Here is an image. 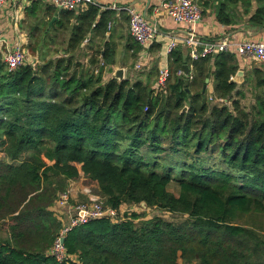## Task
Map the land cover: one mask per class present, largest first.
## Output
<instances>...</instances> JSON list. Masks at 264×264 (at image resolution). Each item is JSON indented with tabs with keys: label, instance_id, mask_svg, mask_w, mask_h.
I'll return each mask as SVG.
<instances>
[{
	"label": "trees",
	"instance_id": "16d2710c",
	"mask_svg": "<svg viewBox=\"0 0 264 264\" xmlns=\"http://www.w3.org/2000/svg\"><path fill=\"white\" fill-rule=\"evenodd\" d=\"M196 1H217L222 24L233 21L235 5L244 13L252 5ZM255 2L248 21L263 26L264 0ZM113 15L96 4L79 13L62 9L54 26L68 29L67 56L13 71L0 59V224H6L0 264H264V235L237 222L264 209V69L252 65L238 84L232 80L236 54L190 61L174 48L165 93L155 94L141 80L102 83L115 55L114 42L106 40ZM86 37L102 41V65L92 57L88 68L78 69L72 51ZM183 64L191 66V80L177 74ZM210 77L212 98L230 106L208 104L202 90ZM244 87L255 97L249 111L240 105ZM166 152L183 159L162 163ZM81 177L96 184L105 206L143 201L186 218L137 221L140 214L132 212L115 222L91 220L65 237L77 260L58 262L48 253L61 226L52 207ZM171 183L178 194L168 190Z\"/></svg>",
	"mask_w": 264,
	"mask_h": 264
},
{
	"label": "crops",
	"instance_id": "0c3cea01",
	"mask_svg": "<svg viewBox=\"0 0 264 264\" xmlns=\"http://www.w3.org/2000/svg\"><path fill=\"white\" fill-rule=\"evenodd\" d=\"M93 1L96 5L101 7V10L109 8L114 11V15L108 24V28H112L114 34L111 31L108 35L106 34V40L110 39L115 44V55L113 57L114 65L110 64L114 66L112 71L114 72L118 68H123V79L128 78L130 81L141 80L143 83L153 87L157 76L156 69L158 71V67L164 62H167V64L169 63V52L166 50L168 41L173 36L181 35L187 26L184 23L174 21L161 10L158 12L155 11V6L158 3L157 0ZM198 3L200 4L201 2L198 1ZM88 5L90 4L77 7L71 11L79 13L86 9ZM216 5L217 1H211L207 6L201 5L202 16L196 25V30L201 37L217 40L224 36H228L233 41L253 39L264 42V25L256 26L248 21V18L256 8L255 0H252V5L248 13H244L240 3L235 5L233 8V21L230 24H222L216 19ZM127 8H134L140 11L147 20L156 24L158 33L153 40L147 42L145 45H141L133 40L129 33V16L126 10ZM60 10L62 9L57 8L50 0H17L6 3L0 11V54L6 52L15 44L21 46L26 52H42L49 50L54 43L60 44L59 46H62L61 49L64 50L67 45L68 29L64 30L65 32L62 33L63 42H55L56 40L54 39L56 33L59 34L58 30H61L57 25L54 26L55 22L58 20V13ZM125 18L127 21L123 23L122 21ZM75 22L76 16H73L68 26ZM84 41H89L88 37H86ZM95 41H97L98 44L100 43L98 37H92L88 44L91 46ZM176 48L181 50L184 57L187 56L188 49L183 43H178ZM118 49L120 56L118 55ZM2 56L1 62L3 63ZM126 57L134 58V68H142L140 74L136 76L134 80L128 73L126 62L124 64H117L120 59L123 63ZM28 58L32 59L36 65L41 64V59L36 54H31L30 56L28 53ZM236 58L239 70L243 71L244 77L245 71L251 68L252 62L248 60V58L237 54ZM100 64L102 65V60ZM136 64H138L139 67H136ZM188 67L189 72L192 73L191 66ZM259 67L264 69L263 66ZM152 68H154V70H152ZM96 70L97 68L94 70L95 73L97 72ZM243 77H233L232 79L240 84L243 81ZM205 91L207 96L213 95L212 77L208 78Z\"/></svg>",
	"mask_w": 264,
	"mask_h": 264
},
{
	"label": "built area",
	"instance_id": "2783aa9c",
	"mask_svg": "<svg viewBox=\"0 0 264 264\" xmlns=\"http://www.w3.org/2000/svg\"><path fill=\"white\" fill-rule=\"evenodd\" d=\"M17 0H0V11L6 3ZM57 8L64 10H74L77 7L95 4L93 0H50ZM155 11H163L176 22L184 23L187 28L179 36H173L167 43V52L172 51L177 47L178 43H183L187 49L190 61H195L198 58L206 55L216 54L221 51H229L234 54L248 58L250 61L264 63V42L253 39H242L233 41L228 36H224L217 40H210L201 37L196 25L202 16V7L196 0H157ZM129 16L128 27L130 36L133 40L141 45L153 40L158 33L156 24L150 22L145 16L134 8H127ZM5 68L8 71H13L24 65L36 66L32 59L28 58L27 52L21 46L15 44L4 52L2 56ZM139 67L138 64L135 65ZM178 75H184L188 80L193 78V74L188 72L185 74L182 69L177 71ZM170 76V70L167 62H164L158 67L155 84L152 87L154 93H165L167 81ZM210 99L212 96H209ZM218 101H223L222 98H217ZM70 199L69 189L59 193L52 211L56 218L60 221V230L49 248L48 253L58 262H66L68 260H77L75 254H70L61 242V238L65 237L73 228L81 226L91 220L98 218H108L111 221H119L124 216H117L118 208L102 206L98 199L90 202H80L72 206L68 222H63L61 216L63 211H66L68 201ZM74 257L75 259H72Z\"/></svg>",
	"mask_w": 264,
	"mask_h": 264
},
{
	"label": "rangeland",
	"instance_id": "374dc122",
	"mask_svg": "<svg viewBox=\"0 0 264 264\" xmlns=\"http://www.w3.org/2000/svg\"><path fill=\"white\" fill-rule=\"evenodd\" d=\"M128 20H129V17H128ZM126 21H127V19L125 18L122 22L126 23ZM108 29L109 30L106 33L107 35L109 34L110 31L113 32V34H114V31H112V28H108ZM58 31H59V34L56 33V36L54 38L56 40L55 42H63L64 39H63L62 33L65 31L64 30H58ZM99 42L100 43L98 44V42L95 41L90 46L88 44L89 41H84L81 46H79L74 51H72L73 52L72 53V65L73 66L76 65V67H78V69L80 67L88 68L90 66V59L92 57L98 58L99 62H100L101 59L98 56V50H100L102 41H99ZM59 45L60 44L54 43L51 45V49H49V50H45L42 52L41 51H37V52H31L30 51V52H27V55H28V53L30 56H31V54L32 55L33 54L38 55V57L41 59L40 62L42 65L43 60L55 59V58H58L60 56H67L68 55L67 53L66 54L63 53V49H61L62 46H59ZM57 47H59V48H57ZM70 52H68V53H70ZM2 54H4V52ZM2 54H0V55L2 56ZM118 55L120 56L119 49H118ZM1 56H0V59H1ZM41 56H43L44 58L42 59ZM120 60H119V62H117V64H124L126 62L127 67H128L127 68L128 73L130 74L131 78L134 80V78L140 74V72H141L140 70L142 68L141 69L134 68V64H135L134 58L126 57L123 63ZM113 65L107 64L104 66L103 74H102V80H101L102 83L106 82L111 77V75L113 73L112 70L114 68ZM251 65H258V66L264 67V65L254 63V62H252ZM152 70H154V68H152ZM156 72H157V69H156ZM198 87L195 86V87H192L191 89L193 91H195L198 89ZM244 90L246 92L245 96L239 98L240 99V105L243 109L249 111L250 106H252V103L255 102V97H254V95H253V93L249 87H244ZM206 99H207V102L209 105L222 103V104L230 106V104H231V102L226 100V99L223 101H218L217 98L210 99V98L206 97ZM146 151H147L146 148H143V152H146ZM174 156H175V158L178 157L180 159L181 158L183 159L182 154H178V155H174ZM174 156L170 155L166 152L161 156V162L165 163L167 158L173 161L174 159H172V158H174ZM3 159H5V158L3 157L2 153L0 152V160H3ZM68 189L70 192V199L68 201L66 211L65 212L63 211V214L61 216L63 222H65V223L68 222L72 206H74L77 203L90 202L94 199H98V201L101 202L102 206L106 205L104 200L102 198H100V195L98 194V188H97L96 184L88 182V180L84 177L78 178L76 180H72L70 182V186L68 187ZM168 190H170L174 194H178L179 188L175 183H171L168 186ZM132 212L140 214V217L137 219V221L144 219V218L145 219L151 218L153 216H161V217L165 218L166 220L173 221V222H180L184 218H186V215H183V214L170 213L166 210H161V209H158L156 207H149L146 205L142 206L140 203H138V204H136V203H133V204L123 203L117 212V216H120V215L124 216V215L132 213ZM237 222H239V224H243L245 226L254 228L259 233H262L264 235V209H262V210H258V209L251 210L248 214L242 215L238 219ZM5 229H6V224L1 223L0 224V236L1 237H4L6 235ZM72 259H75V258L72 257ZM179 262H181V261L179 260Z\"/></svg>",
	"mask_w": 264,
	"mask_h": 264
},
{
	"label": "water",
	"instance_id": "95a60500",
	"mask_svg": "<svg viewBox=\"0 0 264 264\" xmlns=\"http://www.w3.org/2000/svg\"><path fill=\"white\" fill-rule=\"evenodd\" d=\"M53 20H54V18H53ZM181 69L184 71L185 74H188V72H189V67H188L187 64H183L182 67H181ZM234 77H235V78H242V77H243V71H242V70H238V71L236 72V74H235ZM111 78H114V79H116L117 81H121V80L123 79V68H118V69H116V70L112 73ZM232 80H234V79H232ZM242 80H243V79H242ZM207 82H208V78L205 79V85H204L203 90H202L203 92L205 91V88H206ZM184 109H186V108L184 107ZM140 204H141L142 206H144V205H145V202L142 201V202H140ZM60 241L63 242L64 239L61 238Z\"/></svg>",
	"mask_w": 264,
	"mask_h": 264
}]
</instances>
